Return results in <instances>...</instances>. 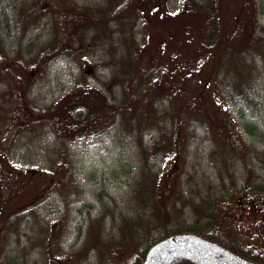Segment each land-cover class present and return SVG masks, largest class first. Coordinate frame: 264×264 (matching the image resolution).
Wrapping results in <instances>:
<instances>
[{"label":"rangeland","instance_id":"374dc122","mask_svg":"<svg viewBox=\"0 0 264 264\" xmlns=\"http://www.w3.org/2000/svg\"><path fill=\"white\" fill-rule=\"evenodd\" d=\"M28 1L0 0V31H6L9 50L18 47L25 50V46L33 50L40 43L51 41L52 28L49 24H41L43 20L23 28L18 11L22 3ZM75 1L81 5H98L105 0ZM185 1L168 0L165 9L174 11ZM252 1L256 4L259 0ZM260 2L262 11H254V15L248 13L251 7L245 6L244 13L256 17L263 28L258 30V34L264 36V0ZM5 17H8V25ZM162 27L163 24L153 20L145 28L139 20L133 29L139 40L141 31L146 29L149 36H157V29ZM29 39L33 42L26 45ZM154 51L160 58L159 62L165 60L167 66L172 65L169 51H164L163 58L158 47ZM102 54V51H89L82 54L86 56L63 55L51 60L43 71L32 74L30 99L39 106H45L74 87L81 75L79 62L93 70V75L87 79L90 85L110 97L120 98L116 87L107 89L102 84L111 74ZM245 57L246 78L234 70L226 73V69L216 70L209 64L201 74L206 80L204 85L199 80L197 86L181 88L188 92L202 90L197 99L200 98L207 118L217 133L228 135L233 155L229 158L228 173L225 167L221 171L223 177L218 173L222 166L216 152V147L220 150L223 140L197 120H191L188 126L182 125L177 144L179 149L165 160L160 152L150 149L159 136V130L154 126L150 128V125L142 127L139 132L141 138H138L136 130L128 132L115 123L102 133L69 141L62 160L56 163L58 142L47 127L21 132L11 129L2 138L5 145L0 179L3 261L6 264H132L134 250L117 249L116 245L127 234L119 229L120 215L127 217L128 226L131 224L137 205L133 189L143 169L158 174L159 186L167 192L161 194L162 203L171 198L176 200L178 211L173 216L178 221H191L189 210L193 205L200 201L202 195L217 192L222 183L227 187L232 184L231 191H234L243 188L245 177H249L254 185L264 182V61L257 53L246 54ZM237 81L239 85H236ZM4 88L6 84L0 77V103ZM176 95L173 105L175 110H181L180 91ZM158 109L159 125L163 132L168 133L171 129L170 105L165 101ZM261 193H236L240 201L247 198L245 222H254L258 218L264 220V190ZM219 204L221 202L217 208ZM93 221L99 222L101 245L106 247L101 252L90 247L93 244L89 242L87 230ZM128 226L125 225V232ZM161 231L160 226L150 233L158 235ZM135 234L143 247L148 236L142 231H135ZM219 234L229 242L227 248L240 253L238 248L244 245L239 233L223 227ZM88 247L80 255H74L81 248Z\"/></svg>","mask_w":264,"mask_h":264},{"label":"trees","instance_id":"16d2710c","mask_svg":"<svg viewBox=\"0 0 264 264\" xmlns=\"http://www.w3.org/2000/svg\"><path fill=\"white\" fill-rule=\"evenodd\" d=\"M167 3L168 0H105L98 5H81L75 0H29L22 3L18 19L23 28L43 20L41 24H49L53 35L48 44L40 43L33 50L29 46H25V50L24 47L9 50L6 31H0V77L6 84L0 103V179L4 169L2 153L5 151L2 138L11 129L21 132L47 127L58 142L56 163L62 160L69 141L102 133L115 123L128 132L136 130L138 138H141L139 132L142 127L150 125V128L154 126L159 130V136L150 149L160 152L165 160L179 149V131L182 125H190L191 120L206 126L213 135L221 136L223 144L220 150L216 147V152L223 168L218 173L223 177L221 171L224 167L228 173L229 158L233 155L228 135L217 133L207 118L200 98L197 99L202 90L188 92L181 88L197 86L199 80L204 85L206 80L201 74L209 64L216 70L226 69V73L234 70L246 78V54L257 53L264 61V36L258 34V30L263 28L255 16L244 13L245 6L251 7L248 13H259L262 4L260 0L255 5L252 0H187L179 9L170 11L165 9ZM4 19L8 25V17ZM139 20L145 28L154 20L163 24V29H157V36H149L145 29L138 40L133 27ZM32 42L33 39H29L26 45ZM157 47L162 58L164 51L171 53V66H167L165 60L159 62L160 58L154 51ZM89 51L103 52L111 74L102 84L107 89L116 87L120 98L110 97L90 85L87 79L93 75V70L79 62L81 75L74 87L45 106H39L30 99L33 73L43 71L58 56L76 58ZM236 85H239L238 81ZM179 91L181 110H175L173 99ZM165 101L170 105L171 129L168 133L163 132L158 119V106ZM158 181V174L143 169L133 189L137 205L130 226L127 225V217L120 215L119 229L127 234L117 241L116 246L117 249L134 250L132 264H141L149 246L174 233L193 232L226 246L229 242L219 234L223 227L231 228L242 236L244 247L238 248L241 256L254 264H264V220L258 218L254 222H245L247 198L240 201L236 195L238 192L261 195L264 182L254 185L249 177H245L243 188L234 191H231L232 184L227 187L222 183L217 192L202 195L200 201L193 205L189 210L191 221H178L173 216L178 211L176 200L171 198L162 203L161 194L166 190L159 186ZM218 202H221L219 208ZM125 225L129 227L127 232ZM160 226L161 233H150ZM135 231L145 232L148 236L143 247L135 238ZM87 233L89 242L93 244L91 248H97L98 252L106 248L101 245L103 240L98 221L91 222ZM1 236L0 227V264H6L1 255ZM90 247L81 248L74 255L78 256ZM171 264L192 263L179 258Z\"/></svg>","mask_w":264,"mask_h":264},{"label":"water","instance_id":"95a60500","mask_svg":"<svg viewBox=\"0 0 264 264\" xmlns=\"http://www.w3.org/2000/svg\"><path fill=\"white\" fill-rule=\"evenodd\" d=\"M220 251L251 264L216 241L192 232L174 233L155 242L146 250L142 264H171L178 258L193 264H227L217 258Z\"/></svg>","mask_w":264,"mask_h":264},{"label":"bare ground","instance_id":"6f19581e","mask_svg":"<svg viewBox=\"0 0 264 264\" xmlns=\"http://www.w3.org/2000/svg\"><path fill=\"white\" fill-rule=\"evenodd\" d=\"M217 258L221 261L226 262L227 264H248L246 262H243L235 258L234 256H232L231 254L225 251H220L219 254L217 255Z\"/></svg>","mask_w":264,"mask_h":264},{"label":"flooded vegetation","instance_id":"af4514ba","mask_svg":"<svg viewBox=\"0 0 264 264\" xmlns=\"http://www.w3.org/2000/svg\"><path fill=\"white\" fill-rule=\"evenodd\" d=\"M240 255V254H239ZM241 256V255H240ZM241 257H243L244 258V256H241ZM193 264V263H192Z\"/></svg>","mask_w":264,"mask_h":264}]
</instances>
